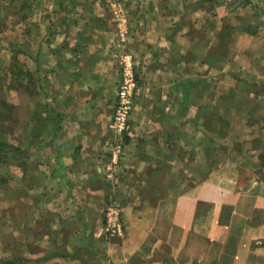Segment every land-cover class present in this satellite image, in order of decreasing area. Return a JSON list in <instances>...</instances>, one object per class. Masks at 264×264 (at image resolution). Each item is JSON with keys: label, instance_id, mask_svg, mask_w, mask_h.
<instances>
[{"label": "crops", "instance_id": "obj_1", "mask_svg": "<svg viewBox=\"0 0 264 264\" xmlns=\"http://www.w3.org/2000/svg\"><path fill=\"white\" fill-rule=\"evenodd\" d=\"M57 2L0 29V95L28 124L0 224L22 250L0 264H264V0H142L122 134L115 22ZM111 200L123 230L101 233Z\"/></svg>", "mask_w": 264, "mask_h": 264}, {"label": "rangeland", "instance_id": "obj_2", "mask_svg": "<svg viewBox=\"0 0 264 264\" xmlns=\"http://www.w3.org/2000/svg\"><path fill=\"white\" fill-rule=\"evenodd\" d=\"M62 1L65 2L66 0ZM141 1L142 0H68L69 6L66 7V4L64 6H61L60 3H57L60 4V6L58 7L68 10V12L71 14H73V11L77 10H79L80 13L88 14L90 11L93 12V10L95 9L93 5L97 4L98 9L101 11V15L103 16L102 18H104L103 21H105V25L109 22H115V26L117 28V37L113 41L114 46L117 47L116 53L120 64V55H124L123 53L127 52V49L125 47L129 42H131V47H135L136 39L132 41V38H136V35L141 32V26H145L142 25L140 20L141 17H139L140 12L145 10V7H142L140 5ZM79 2H82L83 6L76 5ZM157 7L159 6H153L152 9H154L155 11L157 10ZM32 8L34 10L38 9L36 5L34 7V4H31V0H0V29L9 26V28L12 30V25H15L16 23L15 20L24 22L25 19L28 18V16L31 14ZM173 10H175L177 13H180L181 16L187 13H193V11L195 10L198 12L197 16L199 15V17L203 14L209 15L213 13L207 6L204 5H197L196 7H184L181 9L175 7V9ZM19 22L17 24H20ZM176 29L177 25L175 24L166 25V30L168 31L167 33H169L170 35H174ZM137 74L139 79L140 74L138 65ZM120 77L121 65L118 76L119 81ZM19 122L23 123V126H28L27 122L25 124V120L21 119H19V121L15 123L13 129L14 135L12 136V141H14V143H18L19 141H21V139H27V137L23 136L24 134L21 133V130H19L21 127L19 125ZM21 155L22 154H20L18 159H24V157ZM10 160H13V154L8 158L6 157V159L4 160L0 159V214H2L0 215V224L6 223V217H3L5 214L4 210L13 207L12 202L10 204L9 201L5 200L7 195L13 194L14 189L12 177L13 167L9 163ZM14 242L13 231L2 226V228H0V256L4 257L7 254L9 256H12V253L15 249H18V251L21 252L22 246H18L17 248H15Z\"/></svg>", "mask_w": 264, "mask_h": 264}, {"label": "built area", "instance_id": "obj_3", "mask_svg": "<svg viewBox=\"0 0 264 264\" xmlns=\"http://www.w3.org/2000/svg\"><path fill=\"white\" fill-rule=\"evenodd\" d=\"M138 87L139 80L134 56L125 53L121 59V77L118 87L117 104L113 117V126L120 134L126 132L130 126ZM121 212V207L116 201L111 200L107 203L105 210L106 223L101 233L115 234L123 230Z\"/></svg>", "mask_w": 264, "mask_h": 264}, {"label": "trees", "instance_id": "obj_4", "mask_svg": "<svg viewBox=\"0 0 264 264\" xmlns=\"http://www.w3.org/2000/svg\"><path fill=\"white\" fill-rule=\"evenodd\" d=\"M224 30L229 32L230 26L225 25ZM12 65H14L13 62ZM22 114L21 106L14 103L7 96L0 95V159L4 160L12 154L13 157L20 155V147L12 141V136L14 135L15 123L19 119L23 120ZM19 125L23 126V123L19 122Z\"/></svg>", "mask_w": 264, "mask_h": 264}]
</instances>
